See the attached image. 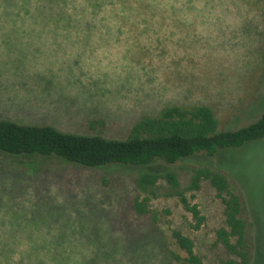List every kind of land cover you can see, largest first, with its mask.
<instances>
[{
	"label": "rangeland",
	"instance_id": "374dc122",
	"mask_svg": "<svg viewBox=\"0 0 264 264\" xmlns=\"http://www.w3.org/2000/svg\"><path fill=\"white\" fill-rule=\"evenodd\" d=\"M195 103L229 129L260 117L264 0H0V119L122 138L143 115ZM223 151L248 207L252 264H264V137ZM138 171L0 151V264H168L169 251L184 255L173 229L201 264L227 257L210 184L187 193L203 216L194 227L174 196L137 214Z\"/></svg>",
	"mask_w": 264,
	"mask_h": 264
},
{
	"label": "trees",
	"instance_id": "16d2710c",
	"mask_svg": "<svg viewBox=\"0 0 264 264\" xmlns=\"http://www.w3.org/2000/svg\"><path fill=\"white\" fill-rule=\"evenodd\" d=\"M263 137L264 111L255 121L229 129L216 109L205 103L164 105L156 113L140 117L122 138L65 133L48 125L0 119V151L5 154L55 157L86 167L139 168L136 183L146 194H137L132 207L140 215L150 212L147 206L151 198L174 196L198 227L203 216L187 193L207 182L223 204V225L215 231V243L223 247L227 257L219 264H252L253 246L244 195L217 158L223 148L240 147ZM156 163L165 166L149 168ZM171 236L184 255L169 251L168 264L172 259L179 264H201L190 236L180 229H173Z\"/></svg>",
	"mask_w": 264,
	"mask_h": 264
}]
</instances>
